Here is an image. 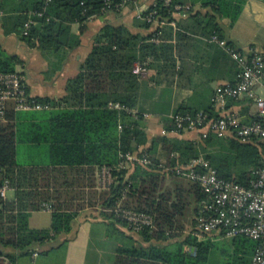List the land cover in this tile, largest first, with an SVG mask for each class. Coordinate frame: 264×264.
<instances>
[{"label":"trees","instance_id":"1","mask_svg":"<svg viewBox=\"0 0 264 264\" xmlns=\"http://www.w3.org/2000/svg\"><path fill=\"white\" fill-rule=\"evenodd\" d=\"M248 1L202 0V7L209 9L206 17L199 20L202 31L225 40L220 21L229 19L233 26ZM105 2L0 0V12L5 14L3 20L7 34L16 33L29 47L59 52L81 46V37L92 18L121 11L105 12ZM176 5L188 6V1L172 0L167 5L165 0H157L156 6L148 12L156 9L161 19L172 21L177 12ZM44 7L46 16L36 18L37 25L29 36H24L23 27L30 12L42 11ZM73 24L80 25L77 34L72 32ZM153 37L155 35L140 40L124 26L107 25L95 37L93 50L81 72L70 81V96L60 100L32 98L39 103L50 104V110L20 111L15 100L7 102L6 118L0 121V184L9 181L16 198L4 200L0 196V246L3 248L0 264H6L7 260L17 264V254H34L37 247L44 246L63 232H70L72 221L82 209L79 201L85 199L76 196V182L70 179L69 172L81 174L83 168H88L87 174L94 177L96 171L105 166L114 169L117 183L109 192L100 194L98 203L103 211L99 216L106 220L109 235L118 238L115 264H205L211 252L221 244L208 237L199 239L193 235L204 193L198 183L178 175L176 168L203 157L210 161L220 177L246 183L252 178L253 171L263 165V141L241 143L216 135L200 138L197 142L157 137L152 149L139 152L140 156L149 158V165L136 164L131 171L118 170L123 159L120 153L124 156L128 152H137L147 140L139 126V114L126 109H111L109 105L120 103L134 109L138 77L133 69L136 63H146L143 60L156 54L159 47L151 41ZM227 42L244 55L251 56L255 51L246 54L234 42ZM20 64L22 60L18 56L7 55L0 47V74L19 73L17 66ZM187 112L198 113L181 108L175 114ZM202 112L218 117V113L210 109ZM169 123L175 130L174 120ZM119 124L123 127L121 134L118 132ZM23 143L48 144L49 165H21L17 154L19 144ZM160 144L168 153L165 165L154 158ZM119 202L127 209L153 217V228L146 227L138 232L141 242L123 230L131 232L128 223L114 212ZM45 204L53 208L52 227L31 229L30 213L44 209ZM89 204L94 208L98 206L92 200ZM187 224L190 231L186 234ZM228 240L242 243L244 252L254 255L255 241L246 237ZM187 248L195 249V254ZM223 252L231 257L230 249L225 248ZM242 257V263L249 264L245 255Z\"/></svg>","mask_w":264,"mask_h":264},{"label":"crops","instance_id":"2","mask_svg":"<svg viewBox=\"0 0 264 264\" xmlns=\"http://www.w3.org/2000/svg\"><path fill=\"white\" fill-rule=\"evenodd\" d=\"M155 1L140 0L137 5H129L120 12L92 18L81 37V46L74 50L62 49L59 52L29 47L16 33L7 34L3 20L5 14L0 12V47L7 55H16L22 60V64L17 66H21L22 70L17 71L22 74L31 97L60 100L70 96L68 85L81 72L82 65L93 50L95 37L105 26H124L140 40L156 36L157 32L161 31V42H155L159 47L156 54L143 60L147 61L148 73L140 76L133 71L138 77V84L134 93L135 107L131 113L139 114V126L147 140L135 153L152 149L157 137L197 142L200 139L198 132L179 133L172 128L169 121L181 108L191 112L210 109L216 113L213 105L216 89L223 84H235L239 67L224 46L211 41L212 36L202 31L199 20L205 18L209 11L202 7V0H187L191 9L173 15L176 26L149 23L143 18L145 11ZM220 23L224 29L225 40L234 42L246 54H250L252 50L264 51V1L249 0L233 26L229 19H223ZM79 29V24H73L74 34H77ZM151 41L154 42L152 39ZM251 102L247 98L231 101L228 109L239 113L248 122L254 113ZM121 125L118 127L119 134L122 132ZM23 144L32 148H45L47 161L21 165H49L48 144ZM120 157H123L122 153ZM154 158L162 165L168 162V153L162 144L157 147ZM87 169L83 168L85 172L82 171L81 174L77 171L69 172L70 179L76 182V196L80 195L85 199L79 201L82 203V209L72 221V230L55 236L42 247H37L36 256V252L30 255L17 254V264H115L119 243L109 235L106 220L99 216L103 208L98 205L100 207L97 206L98 209L93 211V207L88 205L91 200L98 202L100 194L109 192L110 189L99 188V170L93 177L87 174ZM170 183L172 181H169ZM9 191L13 193V197H9L7 193L8 200H14L15 190L10 187ZM91 193H96L97 197H92ZM52 225L53 211L42 209L30 213L31 229L45 230L50 229ZM186 229L187 234L190 225L187 224ZM123 230L129 235H134L125 228ZM134 237L142 241L141 237ZM207 237L225 244L226 249L231 250V264H244L243 259L241 260L243 255L238 256L236 251L239 246L243 247L242 243L231 242L217 232L210 233ZM0 251H3L1 246ZM248 260L249 264H253V255Z\"/></svg>","mask_w":264,"mask_h":264},{"label":"built area","instance_id":"3","mask_svg":"<svg viewBox=\"0 0 264 264\" xmlns=\"http://www.w3.org/2000/svg\"><path fill=\"white\" fill-rule=\"evenodd\" d=\"M51 1L47 0V3ZM156 1L145 11L143 18L149 23L158 22L160 25L176 26L173 20L161 19L156 9L148 12L151 7L156 6ZM171 1L165 0V3L170 5ZM139 2L140 0H106L104 11L113 9L120 11ZM190 9V6L176 5V13ZM45 12L46 7L42 11L30 12L28 20L24 23V36H29L31 29L38 23L36 18L45 17ZM47 20L49 21L50 18L48 17ZM161 36L162 32L159 31L152 40L161 42ZM211 41L224 46L237 62L240 68L237 82L223 84L216 89L213 105L218 117H211L205 112L177 113L172 117L176 125L175 131L198 132L202 139L216 135L219 138H233L241 143L264 142V51H254L251 56L244 55L217 35H213ZM148 70V64L140 62L136 63L133 69L134 73L140 76L146 75ZM32 98L34 97L29 95L22 75L0 74V121L6 118V106L9 100H15L20 111L52 109L50 104H42ZM243 98L251 100L254 109L248 122L239 113L228 109L231 101H240ZM109 107L132 111L120 103H110ZM120 128L123 130L122 126ZM150 163L147 156L142 157L139 153L128 152L123 156L118 170L131 171L136 164L146 166ZM176 172L187 180L198 183L204 193V198L199 203L193 235L204 239L210 233L217 232L227 239L249 238L257 243L253 264H264V162L261 167L253 171L252 178L246 183L220 177L210 161L203 157L177 167ZM98 182L101 189H110L115 185L117 177L114 175V169L103 167L99 171ZM9 190V181L0 184V196L4 200L8 199ZM44 207L53 211L51 205L45 204ZM114 212L128 223V229L131 231L139 232L146 227L154 226L151 215L127 209L121 202L117 204ZM189 251L195 254V249L190 248ZM37 254L38 252L34 255ZM6 264L15 263L7 260Z\"/></svg>","mask_w":264,"mask_h":264},{"label":"rangeland","instance_id":"4","mask_svg":"<svg viewBox=\"0 0 264 264\" xmlns=\"http://www.w3.org/2000/svg\"><path fill=\"white\" fill-rule=\"evenodd\" d=\"M18 71L21 72L22 68L21 66L17 68ZM17 160L20 164H29V163H44L47 161V152L45 150V148H39V147H36V148H32L26 144H22V145H19L18 147V156H17ZM99 186V184H98ZM94 191V190H93ZM91 195H93V193H91ZM96 195V194H94ZM8 196L9 197H13V193L12 192H8ZM94 204L95 205H99V203L95 200L94 201ZM89 205V203H88ZM91 205V204H90ZM100 207V206H98ZM96 209L98 208H94L93 207V211H95ZM132 234L136 235V237L140 238L138 232H135V231H131ZM114 237V236H113ZM112 237V238H113ZM114 240L118 241V238L117 237H114ZM226 248L225 244L223 245L222 243L217 247V249H215L212 253V256L209 260L208 263L206 264H231V257L227 256V255H224V252L223 250ZM257 248V247H256ZM256 250V249H255ZM236 251L240 252L238 253L237 252V255L239 256V254L241 255H245V257L247 259H250L252 257V255H250V253L246 254L244 251L245 250V247H241L239 246Z\"/></svg>","mask_w":264,"mask_h":264}]
</instances>
